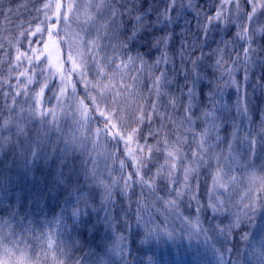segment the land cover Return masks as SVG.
<instances>
[{"label": "snow or ice", "instance_id": "obj_1", "mask_svg": "<svg viewBox=\"0 0 264 264\" xmlns=\"http://www.w3.org/2000/svg\"><path fill=\"white\" fill-rule=\"evenodd\" d=\"M9 146L0 264H264V0H0Z\"/></svg>", "mask_w": 264, "mask_h": 264}, {"label": "trees", "instance_id": "obj_2", "mask_svg": "<svg viewBox=\"0 0 264 264\" xmlns=\"http://www.w3.org/2000/svg\"><path fill=\"white\" fill-rule=\"evenodd\" d=\"M14 6V5H13ZM28 13H23L26 17ZM183 21H181L182 23ZM24 161L20 158L18 150H14L12 147H7L3 151H0V204L5 200V191H7V200L15 203L19 197L24 196L26 200L38 194L40 196L47 197V204L49 209L55 208V205L60 199L66 195L65 189L61 186H56L51 192L49 191L50 185L53 184V176L55 173L54 166L49 163L47 167H40L38 170H34L31 177H25L22 175ZM204 249H200V253ZM156 255L159 256V251L155 250ZM153 253H148L152 255ZM197 251L190 253V258L185 259V262H192L193 259L197 261ZM210 259L213 257H207L206 263L210 264ZM164 264H171L167 253L165 252ZM246 264H250V259L246 261Z\"/></svg>", "mask_w": 264, "mask_h": 264}, {"label": "rangeland", "instance_id": "obj_3", "mask_svg": "<svg viewBox=\"0 0 264 264\" xmlns=\"http://www.w3.org/2000/svg\"><path fill=\"white\" fill-rule=\"evenodd\" d=\"M196 251H197V255H196L197 256V261L195 262L194 259H193V263L186 261V262H184V264H199V260H200V256L198 255V253H200L199 248L196 249ZM193 252H194V249H193ZM209 257H211V256L209 255ZM188 258H190V254L185 259H188ZM209 262H211L210 264H215L214 258L210 259ZM206 264H208V263H206ZM250 264H253L252 260H250Z\"/></svg>", "mask_w": 264, "mask_h": 264}]
</instances>
